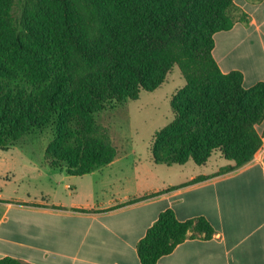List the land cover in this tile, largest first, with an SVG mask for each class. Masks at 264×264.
<instances>
[{
	"label": "trees",
	"instance_id": "1",
	"mask_svg": "<svg viewBox=\"0 0 264 264\" xmlns=\"http://www.w3.org/2000/svg\"><path fill=\"white\" fill-rule=\"evenodd\" d=\"M14 4L0 0V149L49 136V166L80 176L101 168L117 151L95 114L157 89L175 65L186 85L172 95L173 119L153 136L155 163L205 165L219 152L233 162L223 174L263 145L264 82L246 88L242 72H223L213 56L216 32L248 22L235 0H23L19 19ZM213 233L204 217L180 221L167 209L138 253L156 264L184 240Z\"/></svg>",
	"mask_w": 264,
	"mask_h": 264
},
{
	"label": "crops",
	"instance_id": "2",
	"mask_svg": "<svg viewBox=\"0 0 264 264\" xmlns=\"http://www.w3.org/2000/svg\"><path fill=\"white\" fill-rule=\"evenodd\" d=\"M235 3L248 14V22L216 32L213 56L223 72H242L243 85L249 88L264 82V0ZM257 130L263 145L253 159L223 174L219 168L233 162L220 155L227 163L217 164V169L194 168L178 181L171 179L169 170L164 172L168 180L163 188L139 191L145 188L143 184L154 181L149 182V174L135 170L140 158L120 164L125 154L81 176L53 170L58 193L71 197L81 193L87 198L83 203L8 199L0 192V260L142 264L139 241L163 211L172 209L180 221L204 217L214 233L211 238L198 235L184 240L156 264H264V121ZM210 160L199 166H207ZM147 172L159 177L152 170ZM77 177L78 182L71 180ZM257 177L260 185L254 183ZM97 192H102L100 201L95 199Z\"/></svg>",
	"mask_w": 264,
	"mask_h": 264
},
{
	"label": "rangeland",
	"instance_id": "3",
	"mask_svg": "<svg viewBox=\"0 0 264 264\" xmlns=\"http://www.w3.org/2000/svg\"><path fill=\"white\" fill-rule=\"evenodd\" d=\"M23 0H15L12 13L19 19L22 13ZM186 85L181 70L177 65L173 66L167 74L165 81L153 91L142 90L138 98L127 99L123 102L113 101L105 109L95 114L96 124L105 128L112 144L117 151V156L122 157L120 164H128L138 158L140 164L135 170L149 174L148 179L152 183L143 184L148 191L150 189L163 188L164 181L168 180L164 172H173L171 179L178 181L192 173L194 168L205 170L217 169L216 165L227 163L215 152L207 166H199L193 161L181 167L174 164L167 167L165 164L155 163L151 144L154 134L169 124L174 113L171 107L172 95ZM49 142V136L39 138H24L19 144L11 146L8 150L0 149V192L3 198L8 199H34L61 201L70 204L73 201L83 203V194L79 193L71 197L69 193L59 194L55 189V168L66 170V167H51L45 159V150ZM218 161V162H217ZM222 165V164H221ZM225 167V166H223ZM223 167H220L221 170ZM123 169L132 170L131 166ZM52 170V171H49ZM154 171L158 176H153ZM155 177V179H153ZM80 178L71 179L78 182ZM259 177L255 180L260 185ZM142 193V192H140ZM102 192L96 193L100 201ZM31 201V200H30Z\"/></svg>",
	"mask_w": 264,
	"mask_h": 264
}]
</instances>
